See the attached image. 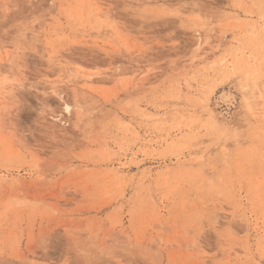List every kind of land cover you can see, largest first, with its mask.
<instances>
[{
  "label": "rangeland",
  "instance_id": "374dc122",
  "mask_svg": "<svg viewBox=\"0 0 264 264\" xmlns=\"http://www.w3.org/2000/svg\"><path fill=\"white\" fill-rule=\"evenodd\" d=\"M0 58V264H264V0H0Z\"/></svg>",
  "mask_w": 264,
  "mask_h": 264
},
{
  "label": "bare ground",
  "instance_id": "6f19581e",
  "mask_svg": "<svg viewBox=\"0 0 264 264\" xmlns=\"http://www.w3.org/2000/svg\"><path fill=\"white\" fill-rule=\"evenodd\" d=\"M102 13V12H101ZM100 13V14H101ZM106 13V12H105ZM256 31V30H255ZM259 33V32H258ZM253 45V44H252ZM236 57V56H235ZM1 59V58H0ZM3 72V65H2V63L0 62V74ZM4 77V76H3ZM5 78V77H4ZM256 82V81H255ZM5 80H3V81H1L0 82V86H3V85H5ZM70 105H68V104H66V105H64V111L66 112V113H69L70 112Z\"/></svg>",
  "mask_w": 264,
  "mask_h": 264
}]
</instances>
